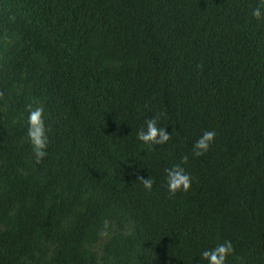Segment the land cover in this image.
<instances>
[{
    "label": "trees",
    "instance_id": "obj_1",
    "mask_svg": "<svg viewBox=\"0 0 264 264\" xmlns=\"http://www.w3.org/2000/svg\"><path fill=\"white\" fill-rule=\"evenodd\" d=\"M260 3L0 0V264H206L225 240L228 264H264ZM153 117L171 138L147 147ZM185 156L191 188L170 195Z\"/></svg>",
    "mask_w": 264,
    "mask_h": 264
},
{
    "label": "clouds",
    "instance_id": "obj_2",
    "mask_svg": "<svg viewBox=\"0 0 264 264\" xmlns=\"http://www.w3.org/2000/svg\"><path fill=\"white\" fill-rule=\"evenodd\" d=\"M252 16L258 21L264 20V0H261L260 6L252 11ZM27 136L33 146V150L39 163L47 155L48 136L45 126V113L43 107L29 104L27 106ZM217 133L214 130H206L196 140L193 145L191 155L201 157L208 152L210 146L214 143ZM171 138V134L165 127L159 126V117H153L145 121V126L137 133V139L147 147L155 145H164ZM188 161V156L183 157L182 163L174 164L166 168L165 183L170 195L178 192H187L191 188L192 176L183 166ZM145 190L153 189V180L149 177L144 179L138 177ZM107 227V223H105ZM233 244L229 240L217 243L214 247L206 249L201 253L203 261L206 264H228L229 257L233 254Z\"/></svg>",
    "mask_w": 264,
    "mask_h": 264
}]
</instances>
